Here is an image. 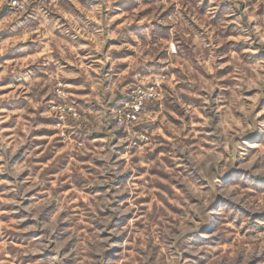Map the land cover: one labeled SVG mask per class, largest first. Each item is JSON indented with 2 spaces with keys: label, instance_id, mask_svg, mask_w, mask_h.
<instances>
[{
  "label": "clouds",
  "instance_id": "1",
  "mask_svg": "<svg viewBox=\"0 0 264 264\" xmlns=\"http://www.w3.org/2000/svg\"><path fill=\"white\" fill-rule=\"evenodd\" d=\"M0 264H264V0H0Z\"/></svg>",
  "mask_w": 264,
  "mask_h": 264
}]
</instances>
